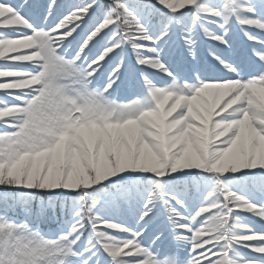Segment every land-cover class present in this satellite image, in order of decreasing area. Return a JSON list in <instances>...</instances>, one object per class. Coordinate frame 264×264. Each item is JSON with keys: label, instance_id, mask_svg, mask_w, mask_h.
I'll return each instance as SVG.
<instances>
[{"label": "snow or ice", "instance_id": "6c2138e0", "mask_svg": "<svg viewBox=\"0 0 264 264\" xmlns=\"http://www.w3.org/2000/svg\"><path fill=\"white\" fill-rule=\"evenodd\" d=\"M0 264H264V0H0Z\"/></svg>", "mask_w": 264, "mask_h": 264}]
</instances>
